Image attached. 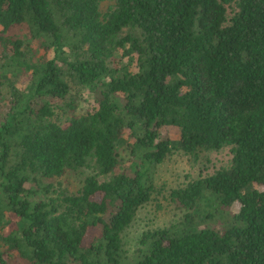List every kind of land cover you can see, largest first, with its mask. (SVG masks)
<instances>
[{"label": "trees", "instance_id": "obj_1", "mask_svg": "<svg viewBox=\"0 0 264 264\" xmlns=\"http://www.w3.org/2000/svg\"><path fill=\"white\" fill-rule=\"evenodd\" d=\"M224 148L227 166L168 192L181 218L125 249L156 166ZM12 257L264 264V0H0V264Z\"/></svg>", "mask_w": 264, "mask_h": 264}, {"label": "rangeland", "instance_id": "obj_2", "mask_svg": "<svg viewBox=\"0 0 264 264\" xmlns=\"http://www.w3.org/2000/svg\"><path fill=\"white\" fill-rule=\"evenodd\" d=\"M21 81L25 82L27 78L24 77ZM93 104L94 102L91 96L86 92L83 93L79 100L77 113L92 110L94 107ZM162 134L171 140H177L179 138V130L173 126L163 127ZM121 153L124 158H128L126 152L121 151ZM230 157L231 154L228 148L220 151L200 152L195 160L184 155L180 150H174L164 162L158 164L153 172L156 191L153 194V198L137 211L131 225L124 232L123 242L125 249L128 251L134 250L139 237L144 231L166 227L181 218L183 212L168 202L167 196L171 189L184 186L191 179H197L220 167L227 166ZM118 171L117 169L116 172ZM80 179L81 176L68 174L60 180L63 185H71L76 189ZM238 209V203H234L230 208L233 212H236ZM9 228H12V224L9 225ZM93 232L94 230H90L87 238ZM10 264L27 263L17 257H12Z\"/></svg>", "mask_w": 264, "mask_h": 264}]
</instances>
